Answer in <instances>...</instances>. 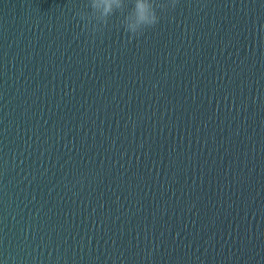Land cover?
<instances>
[{"label": "water", "instance_id": "water-1", "mask_svg": "<svg viewBox=\"0 0 264 264\" xmlns=\"http://www.w3.org/2000/svg\"><path fill=\"white\" fill-rule=\"evenodd\" d=\"M86 2L0 0V264H264V0Z\"/></svg>", "mask_w": 264, "mask_h": 264}, {"label": "clouds", "instance_id": "clouds-1", "mask_svg": "<svg viewBox=\"0 0 264 264\" xmlns=\"http://www.w3.org/2000/svg\"><path fill=\"white\" fill-rule=\"evenodd\" d=\"M87 0L75 15L83 22V30L93 36L103 33L110 18L120 13L121 26L128 34V40L138 39L148 29L154 28L161 20L159 11L174 9L178 0Z\"/></svg>", "mask_w": 264, "mask_h": 264}]
</instances>
